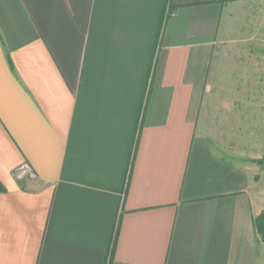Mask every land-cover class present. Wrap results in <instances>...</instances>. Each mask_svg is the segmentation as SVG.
Returning a JSON list of instances; mask_svg holds the SVG:
<instances>
[{
	"label": "crops",
	"instance_id": "obj_1",
	"mask_svg": "<svg viewBox=\"0 0 264 264\" xmlns=\"http://www.w3.org/2000/svg\"><path fill=\"white\" fill-rule=\"evenodd\" d=\"M263 161L264 0H0V264H264Z\"/></svg>",
	"mask_w": 264,
	"mask_h": 264
},
{
	"label": "trees",
	"instance_id": "obj_2",
	"mask_svg": "<svg viewBox=\"0 0 264 264\" xmlns=\"http://www.w3.org/2000/svg\"><path fill=\"white\" fill-rule=\"evenodd\" d=\"M255 226H256V229H257L260 237L264 241V213H262L260 216H258L255 219Z\"/></svg>",
	"mask_w": 264,
	"mask_h": 264
},
{
	"label": "built area",
	"instance_id": "obj_3",
	"mask_svg": "<svg viewBox=\"0 0 264 264\" xmlns=\"http://www.w3.org/2000/svg\"><path fill=\"white\" fill-rule=\"evenodd\" d=\"M27 174H29L30 176H33L31 170H30L27 166H25V167H23L22 170L18 173V178H19V179H22V178H24Z\"/></svg>",
	"mask_w": 264,
	"mask_h": 264
},
{
	"label": "rangeland",
	"instance_id": "obj_4",
	"mask_svg": "<svg viewBox=\"0 0 264 264\" xmlns=\"http://www.w3.org/2000/svg\"><path fill=\"white\" fill-rule=\"evenodd\" d=\"M263 163H264V161H263Z\"/></svg>",
	"mask_w": 264,
	"mask_h": 264
}]
</instances>
